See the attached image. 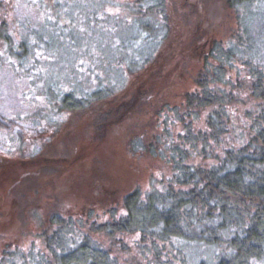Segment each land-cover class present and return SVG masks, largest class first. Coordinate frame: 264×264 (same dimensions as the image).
<instances>
[{"label":"rangeland","instance_id":"obj_1","mask_svg":"<svg viewBox=\"0 0 264 264\" xmlns=\"http://www.w3.org/2000/svg\"><path fill=\"white\" fill-rule=\"evenodd\" d=\"M15 1L0 0V26L6 25L11 46L5 47L0 39V263L15 251L31 252L39 263L40 255H46V237L59 227L55 217L62 224L71 222L68 246L87 234L122 261L150 263L137 234L110 238L102 230H92L124 214L126 194L138 190L144 198L172 184L170 155L180 142L178 134L186 124L193 131L205 129L206 111L193 120L182 114L184 96L195 88L197 49L201 46L202 53L215 38L228 41L230 47L241 44V50L251 46V57L264 62V6H258V0L244 1L235 9L227 0H166L171 30L154 61L153 66L160 67L150 76L134 79L141 66L134 67L122 44L137 35L131 49L135 47L148 61L159 45L155 41L160 28L135 30L131 25L136 16L123 14L117 39L111 36L110 20L98 32L83 24L85 14L92 12L85 7L77 13L75 2L81 1L24 0L17 13ZM103 18L98 11L87 20L96 24ZM149 20L150 25L155 23V18ZM156 20L167 24L164 16ZM30 29L33 35L27 38ZM203 31L204 42L198 35ZM97 40L100 44L93 46ZM180 51L185 58L177 61ZM237 71H227L226 88L237 102L229 108L231 133L222 145L209 149L216 155L247 131L264 108L250 94L247 66L241 64ZM154 82L166 89L163 96L149 91ZM107 90L113 101L107 107L101 104L103 116L97 107L73 112L63 105L66 93L88 99L84 104L92 106L94 95L103 97ZM86 122L94 129L89 140L84 137ZM188 162L210 164L214 159L191 156ZM188 250L192 259L211 260L202 247ZM255 264H264V258Z\"/></svg>","mask_w":264,"mask_h":264},{"label":"trees","instance_id":"obj_2","mask_svg":"<svg viewBox=\"0 0 264 264\" xmlns=\"http://www.w3.org/2000/svg\"><path fill=\"white\" fill-rule=\"evenodd\" d=\"M20 1L24 0H16L13 3L15 13L23 10ZM73 1H81L75 2L79 4V14L85 7L91 9L92 14H85L83 24L87 22L88 26L95 28L97 32L110 20L114 22L110 26L111 36L116 35L118 26L123 25L120 18L123 14L127 17L136 16L131 25H135V30L140 27L152 32L153 28H160L155 41L159 45L148 61H144L143 55L138 53L135 47L134 50L131 49L137 35L133 41L122 44L130 53L129 58L134 67L141 66L136 70L134 79L150 76L157 66L160 67V64L154 67V61L159 59L157 57L171 30L166 0H124L120 4L113 0ZM244 1L252 0H227V4L229 8L235 9ZM256 4L264 6L263 0H258ZM65 6L69 7V3ZM153 10L154 14L151 13ZM98 11L104 15L103 20L96 24L89 22L87 18ZM144 13L148 14V17L137 16H145ZM159 16H164L167 23L165 26L163 23L158 24L156 18ZM152 18H155V23L150 25L149 19ZM31 35L33 31L27 38ZM198 35L199 39L203 40L207 34L203 31ZM116 36L118 39V35ZM36 38L45 43L38 38L37 33ZM0 39L5 43V47L11 49L5 24L0 26ZM92 44L98 46L100 41ZM206 44L209 45L202 53L201 46L195 48L196 53L200 52L196 56L199 67L193 77L195 88L185 94V113H182L187 119L193 120L197 118V114L206 111L205 129L193 131L191 125L186 124L184 131L178 134L180 142L175 143L170 155L173 168L172 184L165 191L149 193L144 198L138 190L126 194L122 201L124 214L92 230H102L110 238L116 235L137 234L139 248L150 256L148 264H255L264 258V108H261L247 131H242L232 143L222 148L221 154L216 155L215 151L209 150L222 145L224 138L231 133L229 108L237 101L233 92L226 88L230 79L227 71L235 69L238 72L237 66H247V75L251 79L250 94L253 99L264 103V62L251 57V46L241 50V44L230 47L228 41L223 42L215 38ZM183 56L184 52L180 51L177 61ZM171 75H174L173 72ZM165 90L159 83L154 82L149 86V91L156 96H163ZM66 94L62 100L63 105L73 112L97 107L103 116L105 108H102L101 104L113 101H110L113 93L109 90L104 92L103 97L96 93L93 99L96 103L92 106L90 103L84 104L88 99L82 100L78 96L74 98V94ZM124 104L129 105L128 102ZM107 106L109 105L106 104L105 107ZM129 107L132 106L126 108ZM173 110L178 116L177 107ZM86 123L87 131L84 137L89 140L94 129L90 123ZM97 123L96 121L93 124ZM191 156L213 158L214 163L193 165L188 162ZM54 220L59 227L52 236L46 237V255H40L42 260L39 263H35V256L31 252L22 254L18 251L10 253V258L5 262L133 264L122 261L108 247H104L87 234L82 235L80 242L68 246L66 238L73 230L71 222L68 220L70 223L62 224L57 217ZM61 228L64 229L63 233ZM189 246L202 247L204 251H209L211 260L208 262V256L199 260L192 259Z\"/></svg>","mask_w":264,"mask_h":264}]
</instances>
